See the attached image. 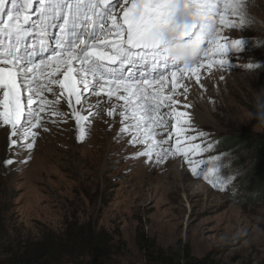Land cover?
I'll use <instances>...</instances> for the list:
<instances>
[{
  "label": "rangeland",
  "instance_id": "1",
  "mask_svg": "<svg viewBox=\"0 0 264 264\" xmlns=\"http://www.w3.org/2000/svg\"><path fill=\"white\" fill-rule=\"evenodd\" d=\"M124 3L111 0V15L118 22ZM249 12L254 17L251 28L240 30L218 23L220 43L229 44L227 51L212 55L209 60L216 63L202 57L197 63L205 69L201 76L178 73L185 77L166 102L167 109L160 111L166 124L152 132L157 141L164 142L157 150L167 147L172 151L166 158L180 168L175 175L169 174L162 159L157 162L155 151L150 158L137 155L148 145L140 143L134 121L116 116L109 124L112 102L104 93L84 100L80 114L93 115L82 122L86 128L83 141L77 139L75 118L71 124L50 111L41 114L43 122L34 129V141L10 133L6 156L0 148V264H8L9 253L26 239L36 240L45 233L60 235L79 226L101 237L105 264H145L138 246L141 235L160 247L185 243L193 255L210 253L217 264H264V180L254 172L248 145V140L264 132V127H253L254 117L249 119L256 111L257 93L264 90V48L255 46V40H264V0H254ZM226 15L233 25L239 22L230 12ZM234 39L241 42L238 51L230 45ZM249 58L261 63L260 71H242L240 65ZM225 59L228 65L219 63ZM189 79L209 95L202 98L185 89ZM44 95L54 99L49 93ZM193 100L206 102L209 117L204 122L180 117L182 122L177 123L175 113L182 112L185 101ZM59 108L62 111L64 104ZM176 128L183 131L178 134ZM224 137L232 138L229 146L222 145ZM13 139L16 145L11 144ZM4 140L0 123V142ZM28 142L34 143L31 150L25 147ZM194 145L200 149L190 151L187 159L173 151ZM3 157L7 159L2 167ZM9 159L13 165L5 163ZM218 161L221 166L208 174L210 179L192 171L195 166L198 173L205 172ZM220 179L226 183L214 186ZM75 252L83 254L78 262L73 253L58 264H90L87 248Z\"/></svg>",
  "mask_w": 264,
  "mask_h": 264
},
{
  "label": "snow or ice",
  "instance_id": "2",
  "mask_svg": "<svg viewBox=\"0 0 264 264\" xmlns=\"http://www.w3.org/2000/svg\"><path fill=\"white\" fill-rule=\"evenodd\" d=\"M191 2L204 19L213 24L236 27L237 23L233 25L226 19V14L238 16V0ZM174 4L175 0H130V3L125 0L118 22L111 15L108 0H38L34 10L33 0H0V123L5 126V131L10 126L13 137L23 135L25 141L29 138L34 141L37 135L34 129L43 122L41 114L50 111L68 121L74 117L78 126L77 139L83 141L86 128L82 122L93 115L80 114L84 110V100L88 95L99 97L105 93L124 101L120 115L124 120L134 121L137 130L143 132L144 139L140 143L152 140L147 149L137 155L150 158L155 151L157 162L171 155L167 149L157 150L152 132L154 127L165 126L166 120L160 109L172 100L171 95L163 93L165 73L172 69L175 89L178 73L198 72L197 63L171 64L160 50L159 35L171 21ZM33 11L38 20L33 19ZM109 20L111 24L107 25ZM49 28L59 31L50 33ZM217 31L203 57L224 55L227 51L229 44L220 43V28ZM53 38L54 45L46 42ZM29 39L34 42L28 44ZM36 39L39 40L38 47ZM240 43L239 39H234L230 45L238 51ZM219 63L227 64V60ZM44 93L51 94L54 99L48 100ZM61 104H66L71 111H61ZM112 114L113 111L108 112V115ZM175 115L180 123V117H186L188 113ZM145 123L147 127H143ZM123 130L126 131L127 126ZM175 130L178 134L183 131ZM179 143L177 141V145ZM11 144L16 145L17 139ZM25 147L31 150L34 143L28 142ZM198 149L200 145L187 149L176 147L173 151L187 159L190 151L195 153ZM5 163L13 165V160ZM188 163L193 162L189 160ZM192 171L200 174L195 166ZM224 183L226 181L220 179L214 186L222 187Z\"/></svg>",
  "mask_w": 264,
  "mask_h": 264
},
{
  "label": "trees",
  "instance_id": "3",
  "mask_svg": "<svg viewBox=\"0 0 264 264\" xmlns=\"http://www.w3.org/2000/svg\"><path fill=\"white\" fill-rule=\"evenodd\" d=\"M231 140L232 138L224 137L222 145L229 146ZM242 140L237 139V141ZM248 141L253 152L254 172L264 180V132L259 138ZM138 246L145 264H217L210 253L201 257L193 255L190 247L185 243L179 242L160 247L152 238L141 235ZM82 247L90 251L87 257L86 254L84 256L90 264H105L103 261L107 254L101 237L86 233L81 226L70 227L60 235L45 233L36 240L26 239L13 248L7 262L8 264H58L60 259L66 261L67 256L71 258L73 253ZM56 255L59 258L55 259ZM82 255L76 253L73 260L78 262V258Z\"/></svg>",
  "mask_w": 264,
  "mask_h": 264
},
{
  "label": "clouds",
  "instance_id": "4",
  "mask_svg": "<svg viewBox=\"0 0 264 264\" xmlns=\"http://www.w3.org/2000/svg\"><path fill=\"white\" fill-rule=\"evenodd\" d=\"M254 0H238V20L236 27L240 30L251 28L254 17L249 12V5ZM218 25L204 19L191 0H175L173 15L168 26L160 32V50L163 57L171 64L187 66L198 63L207 46L218 34ZM255 46L264 48V40H255ZM242 71L253 73L261 70L259 61L252 58L240 65ZM256 111L249 114L256 119L253 126L264 127V90L257 93Z\"/></svg>",
  "mask_w": 264,
  "mask_h": 264
},
{
  "label": "bare ground",
  "instance_id": "5",
  "mask_svg": "<svg viewBox=\"0 0 264 264\" xmlns=\"http://www.w3.org/2000/svg\"><path fill=\"white\" fill-rule=\"evenodd\" d=\"M226 17H230V16H227L226 15ZM47 43H52L51 41H47ZM53 44V43H52ZM54 45V44H53ZM212 56H209L208 57V59L207 60H205V61H209V62H211V63H216V62H213V60H209L210 58H211ZM218 61V60H217ZM225 65V64H224ZM228 65V64H227ZM198 67V66H197ZM227 67V66H226ZM139 70V69H138ZM203 70H205V69H199L198 68V72L197 73H195V74H191L190 72L189 73H187V74H185L187 77H188V74H191L192 76H198V75H200L202 72H203ZM167 74V73H166ZM184 74V73H183ZM183 74H178V76H177V79H176V84L178 85V84H180V82H182V80H183V78L185 77V75H183ZM201 76V75H200ZM207 77V76H206ZM209 77V76H208ZM62 78V77H61ZM165 79H166V82H165V84H164V87H163V93H164V95H172V93H174L175 91H174V88H173V77L171 76V74H168L167 75V77H165ZM202 81H204V82H206V80H202ZM201 82V81H200ZM189 83V84H188ZM188 83H185L184 84V88L185 89H187V88H190L191 89V91L194 93V94H200L201 95V97L202 98H205V97H207L208 95H209V92L208 91H206V92H201V91H199L196 87H194L195 85H196V83H193V82H191V79H189V81H188ZM205 84V83H204ZM209 84V83H208ZM154 87H155V85H154ZM165 88V89H164ZM202 88V87H201ZM206 88V87H205ZM207 89V88H206ZM205 91V90H204ZM181 92L182 93H185L183 90H181ZM121 94H123V93H121ZM104 95H106L105 93H104ZM110 99H111V107H110V111H113V113L114 114H112V115H110V116H113V117H110V118H108V121H109V124H111V123H114L115 121H116V116L117 117H121V115H120V112L121 111H123L124 109L121 107L123 104H124V101L123 100H119L118 99V97H116V96H113V97H110ZM204 100V99H203ZM207 105L206 104V102H200V101H196V100H193V101H185L184 102V108L182 109V112H186V113H188V116H186L187 118H190V119H194L195 121H199V122H204L206 119H207V117H209L208 115H207V113H209L205 108V105ZM185 105H187L188 107H185ZM167 108L165 107V106H162V110H160V111H164V110H166ZM62 111H64V112H70L71 110L68 108V106L66 105V104H64V109L62 110ZM161 114V113H160ZM163 116H164V114H162ZM166 116V115H165ZM74 118V117H73ZM73 118L71 119V121H69L71 124H73L74 122H73ZM166 118V117H165ZM148 125H147V123H145L144 125H143V127H147ZM2 127H3V130H4V135H5V137H6V141L4 140V141H1L0 142V148L2 149V150H4L3 151V154L6 152V144H8L9 143V136H10V133L12 132V129L10 128V126H7V131H5V126L2 124ZM155 129H156V127H154ZM153 128V129H154ZM153 129H152V131H153ZM137 135L139 136V138L141 139V140H143L144 139V136H143V132L142 131H139V130H137ZM154 138V140L157 142V145L159 146V145H161V143L159 142V141H157L156 140V138H155V136L153 137ZM3 142L5 143V145H3ZM149 143H152V140H149V141H147V143H145L146 145H148ZM158 148H160V147H158ZM164 148H166L167 149V147H164ZM168 150V149H167ZM171 151V150H170ZM171 153H172V151H171ZM4 156H6L5 154H4ZM8 158H10L11 156H7ZM7 157H3L2 158V162H1V164H2V167L4 166V160H6L7 159ZM162 162H164V165L165 166H168L169 167V170H168V172H169V174H174L175 175V172H176V170H178V169H180L179 167H176V166H172L171 165V161L170 160H167V158L166 157H164V158H162ZM217 165H219V166H221V164L219 163V161L218 162H216V163H211V164H209L208 165V167L206 168V171L205 172H202V173H200V175H202V176H204V178H205V180H207V178H209L210 179V177L208 176V174L209 173H211L212 171H209V169H215L216 168V166ZM5 169H6V167H5ZM185 187H186V185H184Z\"/></svg>",
  "mask_w": 264,
  "mask_h": 264
}]
</instances>
